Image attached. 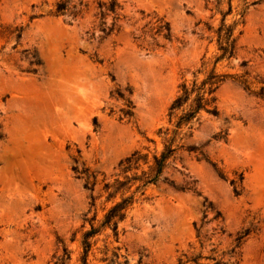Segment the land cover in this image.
Wrapping results in <instances>:
<instances>
[{"label":"rangeland","instance_id":"obj_1","mask_svg":"<svg viewBox=\"0 0 264 264\" xmlns=\"http://www.w3.org/2000/svg\"><path fill=\"white\" fill-rule=\"evenodd\" d=\"M57 1L0 0V264H57L64 247L65 264H82L91 226L86 264H264V101L238 84L255 89L264 76V0H230L236 50L216 64L215 8L225 13L228 0H114L103 40L97 2L111 0H69L86 5L76 17L52 16ZM213 68L226 76L218 115L201 111L178 130L159 179L135 193L115 232L99 229L135 187L107 200L104 184L123 179L119 163L133 153L142 160L126 175L150 174L175 130L180 84Z\"/></svg>","mask_w":264,"mask_h":264},{"label":"trees","instance_id":"obj_2","mask_svg":"<svg viewBox=\"0 0 264 264\" xmlns=\"http://www.w3.org/2000/svg\"><path fill=\"white\" fill-rule=\"evenodd\" d=\"M219 6L220 3L217 2L215 10L217 13L222 15V19L220 21L219 26L213 31L215 35V42L218 52V54L214 58V64L224 59H230L231 57H233L237 43V37L234 36V31L236 26L238 25V22L237 21L233 22L231 25L224 24L225 16L231 13L230 0H228L227 10L225 13H222L219 10ZM76 7H79V10H76ZM85 7L86 5H83L82 1H78L77 4H74L73 6L69 7V0H64V1L59 0L55 3L54 10L51 13V15L54 17H58V16L76 17L81 13L82 8ZM117 9H119V6L114 0H111L106 3L101 1L97 2V10L99 15V24L97 28H98V32L100 33V35L98 36L100 40H103L108 35H110L114 27V25H111L110 28H106L104 25L105 23L103 22L104 17L108 14H112L114 17L113 19L114 20L117 19L118 17ZM157 22H158L157 33L161 34L162 38L169 39L170 30L168 24L163 23L162 21L159 20ZM207 30L210 32L211 27H207ZM20 35H21V31L18 30L16 33V39H19ZM93 36L94 34H91V37ZM34 63L36 65L39 64L37 60H35ZM225 78H226L225 75L215 73L213 68L199 82H197L196 79L194 78L190 82V85H188L186 82H182L180 84L178 94L176 95V97L171 102L168 108L169 123L173 118H175V122H174L175 130L169 131L168 129H166L163 132L164 135L163 149L158 156L153 157V164L150 169V174L146 175L142 173L141 176H137L135 174H133L132 176L126 175L132 169H137L138 162L142 160V157L138 153L131 154V156L125 158L119 163V166L121 167L120 174L123 175L124 177L122 180H120L117 177L112 184H108V183L104 184L103 190L108 193L106 199L107 200L113 199L117 193L123 190L128 192L130 188L135 185L134 191L129 196L123 197L122 195L119 201L112 204V206L105 213L99 229L110 228L112 232H115L118 222L124 219L127 209L133 204L135 193L141 191L147 185L154 184L159 179L162 170L166 166L167 161L172 157L173 153L175 152L176 148L173 146V144L175 142V138L178 130H180L183 126L186 127L187 129H190L192 122L197 118V115L201 111H204L213 116L218 115V111L215 106L216 99L214 97V93ZM255 83L257 87L255 89H252L251 83H248L246 79H243L238 82L239 86L243 90L247 91L255 98L264 101V76L261 78H257L255 80ZM126 91L128 93L130 92L129 90ZM116 95L119 98L123 99V94L121 92L116 91ZM125 101H126V110L122 111V114L126 117H131L132 116L131 105L127 100ZM93 123L96 126V119L93 120ZM158 133L161 132L159 131ZM71 170L74 174L77 175L85 173V171L78 172L75 166H73ZM219 177L223 178V176L220 173H219ZM93 178L94 177L92 176V179ZM234 184H235L234 181H230V185L233 186V194L238 195L237 186ZM93 185L94 184H92V186ZM87 186L88 183H85L84 187L86 188ZM219 216L220 214L216 212L213 219L216 220L217 218H219ZM193 226L195 227V223H193ZM98 231L99 230L97 228L91 226L90 229L82 235V242H81L83 248L82 256H81L82 264H86V258L91 247L89 239L94 235H96ZM241 238L242 236L236 239L237 244H239ZM62 252L63 253L61 257L57 260V264H65V262L69 259V252L65 247L62 249ZM187 262H192L193 264H204V263H198L196 258L191 259ZM177 264H181V262L178 261ZM213 264H222V263L215 261Z\"/></svg>","mask_w":264,"mask_h":264}]
</instances>
